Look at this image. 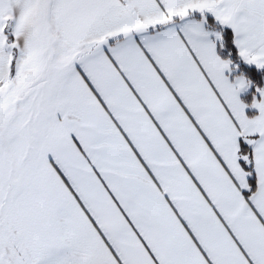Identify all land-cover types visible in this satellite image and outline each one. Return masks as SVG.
Segmentation results:
<instances>
[{
    "label": "snow or ice",
    "instance_id": "snow-or-ice-1",
    "mask_svg": "<svg viewBox=\"0 0 264 264\" xmlns=\"http://www.w3.org/2000/svg\"><path fill=\"white\" fill-rule=\"evenodd\" d=\"M255 70L264 0H0V264H264Z\"/></svg>",
    "mask_w": 264,
    "mask_h": 264
},
{
    "label": "trees",
    "instance_id": "trees-1",
    "mask_svg": "<svg viewBox=\"0 0 264 264\" xmlns=\"http://www.w3.org/2000/svg\"><path fill=\"white\" fill-rule=\"evenodd\" d=\"M250 67H254V66H250ZM260 70H255L254 74H253V84L251 85V89L249 91L248 94H246L245 96H243L245 99H248L250 96V93L254 90V88L256 86H262V81L264 78H262L259 75Z\"/></svg>",
    "mask_w": 264,
    "mask_h": 264
},
{
    "label": "crops",
    "instance_id": "crops-1",
    "mask_svg": "<svg viewBox=\"0 0 264 264\" xmlns=\"http://www.w3.org/2000/svg\"><path fill=\"white\" fill-rule=\"evenodd\" d=\"M262 86H264V79H263V81H262ZM250 89H251V85H250L249 89L244 90V91L241 93V95H242V96H245L246 94L249 93Z\"/></svg>",
    "mask_w": 264,
    "mask_h": 264
}]
</instances>
